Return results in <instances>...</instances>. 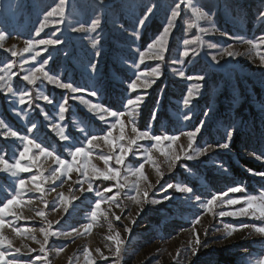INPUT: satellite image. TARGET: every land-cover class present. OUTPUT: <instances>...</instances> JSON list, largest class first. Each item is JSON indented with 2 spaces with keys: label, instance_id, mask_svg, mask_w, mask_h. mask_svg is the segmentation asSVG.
<instances>
[{
  "label": "rangeland",
  "instance_id": "obj_1",
  "mask_svg": "<svg viewBox=\"0 0 264 264\" xmlns=\"http://www.w3.org/2000/svg\"><path fill=\"white\" fill-rule=\"evenodd\" d=\"M55 0H0V29L8 33L4 41V48H13L17 51L22 49L25 39L47 38L56 29L49 27L41 33V37H35V29L43 19V13L49 10ZM108 0H106V3ZM149 0H137L138 4H146ZM162 5L160 11L146 22L145 27L140 30L139 38L131 35L132 26L135 23L129 17L128 10L123 6L124 0H112L113 8L103 9L96 4V0H70L74 4L75 19L86 27L94 18L101 19V25L94 33H72L67 31V23L60 26L64 30L59 33L65 38V43L58 48H49L37 57V63L51 54L47 68L53 73L60 74L65 81H71L75 85L84 88H95L99 92L98 97H89L83 93L85 99L93 103H101L111 107L113 110L123 108L124 102L129 97L137 94L127 89L128 82L133 78V70L129 63L136 56L135 49L143 50L162 30L165 23L167 5L173 0H159ZM203 9L212 17V23L202 21V27L214 26L216 31L205 35L206 41L200 55H190L183 65L173 64L172 60L179 57V51L183 50V39L193 38L200 35L197 29L186 30V23L194 19L190 12L182 11V16L177 20V27L174 29L169 40V52L166 53L165 61L161 64L158 61H146L140 65V70H149L151 67L161 64V77L156 83L147 89V94L136 116V124L140 129L151 126L154 134L167 132L168 134L178 133L181 130H193L201 119L205 120V129L197 137V146L205 144L213 145L206 156L194 161H181L176 168L169 172L165 158L159 153H153V157L164 173L161 179L151 164L145 165L147 181L152 185L148 188L147 183H142V188L149 191V199L163 200L166 195H173V200L161 204L145 203L143 212L133 201L121 196V208L112 207V212L121 216L116 221L109 213L108 219L112 222L111 230L109 223L103 217H98L92 222L89 213L93 208L94 201L98 199L93 193L81 194L79 185L75 183L77 173L72 174L71 180H67L63 186L45 185V198L49 202L46 213V220L51 221L54 230H70L80 227V233H73L69 238H55L49 240L48 260L51 264H86L84 251H91L95 264H254L255 259L264 253V236L256 234L252 229H243L228 234L226 225L239 226L250 224L256 226L264 225V221L250 219L248 217H219L205 214L200 207H193L185 201L186 194L177 193L174 190L164 192L162 190L166 183L186 184L193 187L194 193L206 201L213 194L226 191L228 188L241 184L246 188L242 193H230L233 197H244L248 195H259L264 191V178L253 176L249 169L257 172H264V161L255 159V154L264 153V67L260 65L258 58L249 52V46L241 43L236 37L245 39H256L264 36V19L260 13L264 12V0H198ZM183 9V6H182ZM70 6V11H71ZM143 11L142 7L136 9L137 15ZM152 25V26H150ZM123 26V27H122ZM124 28L129 31L125 32ZM226 33L227 35H224ZM147 34V38H146ZM100 37L101 56L97 63V72L91 74L88 65L94 61V49L91 47V39ZM208 43L216 44L217 48H209ZM234 45V51L241 53L237 58H225L220 65H214L211 55L216 54L220 47ZM190 47H195L192 45ZM179 50V51H178ZM264 51V49H262ZM32 54L30 53V56ZM15 60L17 66L13 71L19 72L20 57H12L10 52L0 48V65ZM32 65H25V68ZM185 70L186 75L193 72H203L206 75L204 88L201 97L194 102L192 119L184 121L182 113L188 111L183 108V98L187 88L195 84L194 81H187L179 78L173 68ZM23 73L21 72V76ZM14 86H20L23 82L20 76L13 81ZM39 86V85H38ZM45 93L54 98V105H47L43 101H36L50 115L55 112V104L61 102L63 96L71 97V93L46 85ZM35 96V92L33 93ZM15 105L9 103V98L0 93V119H3L13 130L26 133V122L18 117L13 108ZM27 109V105L24 106ZM69 112L66 114L65 124L75 116L78 120L89 125L94 131L99 132L106 126L101 124L87 111L85 105L79 101L69 98ZM148 109L147 121L143 120L144 112ZM211 109L207 117L204 112ZM156 111V119L153 120V112ZM30 120H35L40 128V136L45 142L61 151V142L50 128L47 121L39 115V109H34L29 114ZM55 119V117H54ZM127 121V117L125 118ZM161 120L158 126L157 121ZM146 121V122H145ZM234 128L235 133L231 141L227 140V129ZM3 129H0L2 132ZM130 134V127L126 129ZM118 130L114 132V135ZM77 135H80L77 132ZM228 142L227 149L215 147L216 145ZM95 153L103 151L108 153L109 149L103 142ZM145 147L151 144L150 141H142ZM187 146V138L181 137L177 142L179 146ZM19 147L18 141L11 139L4 140L0 136V151L5 153L6 159H11ZM66 155V153H65ZM132 158L129 157V160ZM97 167L103 168V161L93 158L92 161ZM129 161H126L127 164ZM139 160L133 161L138 164ZM44 168L49 171L53 167L52 161L46 163L42 160ZM187 164L188 169L181 167ZM48 175L46 171L44 173ZM28 176L30 174H24ZM6 173H0V188L9 189L14 187L13 180ZM159 181V183H157ZM108 182H96L95 187L103 191L104 185ZM56 188L54 192L47 189ZM72 189L70 192L69 189ZM125 191H128L127 189ZM66 196H79L80 199L73 201L69 214L65 215L63 210L55 211L53 202L59 198V193ZM7 195L0 191V200ZM111 195V194H106ZM34 199L31 205H24L18 209L23 219L13 220L18 227L44 226V220L36 215V212L43 208L39 203V194L30 193ZM104 205V210H108ZM236 207H239L237 205ZM223 209L217 207L215 212ZM129 213L136 219L135 225L131 224ZM202 216L199 224H195L196 217ZM60 220V224L55 221ZM93 223L90 232H84L82 225ZM132 229L131 233L125 232V226ZM121 233L125 241L122 253L119 257L113 255L114 245L108 240L109 235L115 231ZM207 233V234H205ZM4 234L13 241L14 247L24 245L37 249L28 255L20 257L23 261L32 260L35 256L41 255L38 251L39 245L26 238L28 234L16 236L11 228H5ZM195 234H199L201 246L196 256H192L190 248L193 246ZM37 239L42 240V234L36 233ZM112 251H109V249ZM57 249H63L57 254ZM100 250L107 260L103 259L96 251ZM246 250V251H245ZM179 254V255H178ZM36 264H45L44 261H36Z\"/></svg>",
  "mask_w": 264,
  "mask_h": 264
},
{
  "label": "snow or ice",
  "instance_id": "obj_2",
  "mask_svg": "<svg viewBox=\"0 0 264 264\" xmlns=\"http://www.w3.org/2000/svg\"><path fill=\"white\" fill-rule=\"evenodd\" d=\"M96 4L101 10L114 7L112 0H108L107 3L106 0H96ZM123 6L128 10L129 17L135 22L132 26L131 35L136 39L139 38L140 30L145 27L146 22H149L162 7L159 0H149L146 4H138L137 0H124ZM138 7L143 8L139 15L136 13ZM182 11L185 12V15L190 12L191 16L194 17L192 20L182 21L186 23V30L197 29L200 35L190 39H183V50H178L179 57L172 60L173 64L183 65L185 59L190 55L193 56V59L195 56H199L200 49L206 43L203 37L216 31L214 26H201L202 21H207L211 24L212 17L203 9L198 0H173L172 4L167 5L165 23L160 33L143 50L137 47L135 49L137 56L131 62L126 61L133 70V78L128 82L127 89L131 93H140L141 89L144 91L135 97L127 98L123 108L120 110H113L111 107L101 103H93L85 99L84 95H78L83 93L89 97H98L99 92L95 88H84L75 85L70 80L65 81L60 74L53 73L51 69L47 68L49 61L52 59L51 54L37 63V57L41 56L42 51L47 52L49 48L56 49L65 43V38L59 35L64 30L60 26L65 25V23H67V31L72 33H94L100 27L101 19L98 17L94 18L87 27L77 21L75 19V7L74 4L70 5V0H55L49 10L43 13V19L39 22L38 28L35 29L34 35L35 37H41V33L49 27L56 29L54 33L49 34L47 38L25 39V47L20 51H17L15 47L4 49L10 52L12 57L19 56L22 59L19 62V72L13 71L17 66L15 60L0 65V93L9 98V103L15 105L13 111L26 122L27 131L26 133H21L13 130L3 119H0V129H3L0 132V136L4 140L11 139L19 142V147L14 153L11 162L6 159L4 152L0 151V173H6L10 177L15 178L12 182L14 187L11 190L0 188V191L7 193L0 200V264H36V261H44L45 264H51L48 260L49 249L47 247L50 238H69L73 236V233L81 232L80 227L67 231L54 230L52 222L46 220L44 209L48 208L49 202L45 198V185H56L59 181L58 186H63L67 180H71L74 172L77 173L78 178L75 183L79 185L78 191L82 195L93 193L98 197L89 213L90 220L96 222L98 217H103L108 221L111 230L112 222L108 219L109 213L111 212L116 221L121 220V216L116 215L111 210L113 206L116 208L122 207L119 202L122 194L139 206L137 216H139L140 212H143L145 203L161 204L165 201L173 200L174 196L171 194L164 196L163 200L149 199V191L141 186L142 183H147L148 188L152 187L145 175L146 164H151L157 175L161 179L163 178L164 173L160 171V167L153 157L154 152L165 158L169 172H172L182 160L194 161L208 154L209 149L213 145L197 146V137L205 129L206 125L203 119L199 121L193 130H181L173 134H168L167 132L154 134L151 126L142 130L136 124V116L143 104L147 89H150L162 75L161 64L165 61L166 53L169 52V40L177 27V20L182 16ZM260 17L264 19V12L260 13ZM124 31L128 32L129 29L124 28ZM224 35L227 34L224 33ZM7 37L8 33L0 29V48H4V41ZM236 39L243 44H247L249 52L254 54V57L259 59L260 65L264 67V51H262L264 49V36L256 39H245L244 37H236ZM192 45H195V47H190ZM207 46L209 48L218 47L213 43H208ZM91 47L95 50V59L88 65V69L91 74H94L97 72V63L101 56L99 36L91 39ZM234 47V45L220 47L216 54L211 55V61L214 65H220L225 58H237L241 53L234 51ZM27 53L32 55L26 56L25 54ZM146 61H158L161 64H157L149 70H140L139 66L145 64ZM29 64L32 66L25 68V65ZM172 71L181 79L195 82V84L187 88L182 101L183 108L188 110L182 113V119L189 121L192 119L194 102L201 97L206 75L203 72H193L186 75L183 67L179 69L173 68ZM21 72L23 73L22 76ZM17 76H20L23 82L18 87L14 86L13 83ZM46 85H51L72 94L71 97L63 96L61 102L55 104L56 110L53 115L45 111L39 103H35L36 101H43L47 105H54V98L44 91ZM69 98L85 105L87 111L106 127L96 132L75 116L72 117L68 124H65L66 114L69 112ZM25 105L28 106L27 109L24 107ZM34 109H39V115L43 116L44 121L48 122L46 126L50 128V131L61 142L60 152H57L55 148L41 138L37 122L30 120L29 114ZM210 110L208 109L204 112L205 117L209 115ZM156 115L157 113L154 110L153 120L156 119ZM126 117L128 118L127 121ZM129 127L130 134L126 132ZM117 130L118 133L114 135ZM77 132L80 135H77ZM234 133V128L227 129L228 141H231ZM181 137L187 138V146L180 145L179 151H177V142L180 141ZM142 141H150L151 144L145 147L141 144ZM99 142H103L108 147L109 151L107 154L103 151L98 154L95 153V149L100 147ZM215 147L227 149L229 143L225 142ZM94 155L96 159L103 161V168L97 167L92 162ZM253 155L255 159L264 161V153L258 155L253 153ZM129 157L132 159L129 160ZM42 160L45 163L52 161L54 166L51 167L50 171L44 168L41 163ZM136 160L141 162L134 165L133 161ZM126 161L129 162L126 164ZM181 167L190 171L187 164H182ZM46 171L48 175L44 174ZM249 172L253 176L264 178V172H257L251 169H249ZM24 174L30 175L25 176ZM96 182L108 183L104 185L103 191H100L95 187ZM126 189L128 191H125ZM162 190L164 192L174 190V192L186 194L184 197L186 202L193 207L202 208L205 214H211L214 218L218 215L219 217H248L264 221V191L259 195L244 197H233L230 195V193L245 192L246 188L241 184L234 185L226 191L215 193L206 201H202L201 196L194 193L193 187L186 184L166 183ZM47 191L54 192L56 188H50ZM69 191L71 192L72 189L70 188ZM30 193L39 194V203L43 205V208L36 212V215L44 220V226L38 229L35 227H18L15 226L13 220L7 219L9 217L17 221L23 219L18 209L26 204L31 205L35 202L33 198L29 197ZM78 199H80L79 196H66L63 192H60L58 200L53 202L54 210L60 211L62 209L63 213L68 215L69 209L73 206V201ZM104 205L109 206L107 211L104 210ZM237 205L239 207H236ZM217 207L223 210L217 213L215 212ZM128 218L131 224L135 225L136 219L132 218L130 213ZM202 218V216L196 217L194 223L199 224ZM55 223L60 224V220L55 221ZM8 227L18 237L28 234L26 238L39 245L38 251L41 255L35 256L29 261L21 260V256L35 252L37 249L30 248L28 245H24V250L21 247H14L13 241L4 234V229ZM92 227L93 223L82 225L84 232H90ZM225 227L229 235L235 231L250 228L256 234L264 236V225L241 224L239 226L226 225ZM131 231L132 229L126 225L125 232L131 233ZM37 232L42 234V240L37 239ZM107 239L112 241L114 245L113 255L119 257L125 243L121 238V233L117 230L113 235H109ZM200 246L199 234H195L193 246L190 248L192 256L197 255ZM60 251H63V249H57V254ZM96 251L103 259H108L99 249ZM109 251H112V249L110 248ZM83 258L86 264H95L91 251L87 249L84 251ZM254 264H264V253L255 259Z\"/></svg>",
  "mask_w": 264,
  "mask_h": 264
},
{
  "label": "trees",
  "instance_id": "obj_3",
  "mask_svg": "<svg viewBox=\"0 0 264 264\" xmlns=\"http://www.w3.org/2000/svg\"><path fill=\"white\" fill-rule=\"evenodd\" d=\"M151 26H152V25H151ZM146 38H147V34H146ZM147 115H149V114H148V109H146V111H145L144 114H143V116H144L143 120H146V121L148 120V119H147V118H148ZM146 121H145V122H146ZM160 123H161V120L159 119V120L157 121L158 126L160 125Z\"/></svg>",
  "mask_w": 264,
  "mask_h": 264
},
{
  "label": "crops",
  "instance_id": "obj_4",
  "mask_svg": "<svg viewBox=\"0 0 264 264\" xmlns=\"http://www.w3.org/2000/svg\"><path fill=\"white\" fill-rule=\"evenodd\" d=\"M151 26V25H150ZM25 47V44L23 43V46H22V49ZM21 49V50H22ZM2 50H4L3 48H2ZM26 56H30V53H27V54H25ZM19 57V56H18ZM21 58V57H20ZM22 59V58H21Z\"/></svg>",
  "mask_w": 264,
  "mask_h": 264
}]
</instances>
